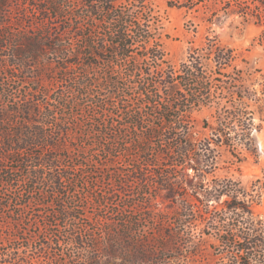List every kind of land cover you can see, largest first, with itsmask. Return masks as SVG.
I'll return each mask as SVG.
<instances>
[{"label": "trees", "instance_id": "16d2710c", "mask_svg": "<svg viewBox=\"0 0 264 264\" xmlns=\"http://www.w3.org/2000/svg\"><path fill=\"white\" fill-rule=\"evenodd\" d=\"M68 1L49 0L48 8L38 6V9L44 14L49 12L54 15L52 17L61 20L67 15L66 12L76 18L88 15L86 13L92 15L94 11L104 12L111 17V24L103 31V37L95 40L90 35L78 31L75 35V45L72 46L69 38L65 40L62 38L65 31L54 33L49 27L50 15L33 18L24 14L22 20H19L20 25L16 23L13 26L7 0H0V50L7 49L0 53V73L5 72L7 79L18 78L16 75L18 73L9 69L11 65L16 63L23 72L31 68L32 63L44 59L46 49H51L55 54L88 59L82 63L94 68L99 65L96 59L108 54L107 59L102 57L103 65L107 66L102 71L105 81L95 76L87 78V72H81L74 79L77 85L71 89L75 87L83 91L77 93L78 97L74 99L76 103L83 101L84 95L87 94L101 106H105L109 99H112L113 104L117 96L127 95L124 92L125 88L128 89L130 80L120 79L114 71V65L108 63L114 57H128L133 47L131 34L134 32L141 38L140 41L145 43H148L152 36L145 35V23L140 21L132 23L128 20L127 12L123 7L116 6L115 0H95L91 9L85 11H79L76 5H72L74 11H67L71 8ZM217 1L221 6L212 8V15H218L222 10L226 16L236 15L242 17L243 22L252 20L255 24L262 25L259 40L264 43V0ZM23 20L24 25L21 24ZM205 40L203 47L212 52L219 69L230 66L235 59L232 49L223 46L216 35L206 37ZM190 51L188 59L181 62L178 69L173 66L164 67L161 54L153 53L154 67L162 73L158 76L159 79L144 80L129 87L135 91L138 99L142 100L141 105L156 109L158 118L164 123L160 128L167 132L165 144L156 145L171 162L167 167L168 171L157 173L155 193L164 191L165 196L171 201L170 207L176 208L173 211L158 208L155 194L149 193L143 201L148 207L143 208L142 216L136 217L128 209L122 212L120 223L124 238L122 243L115 222L116 215L111 213L102 216L99 244L94 243L95 239L92 238L89 243L83 239L81 233L72 231L70 241L77 247L84 252L91 249L98 251V254H87L84 264H189L201 251L205 236H212L216 240L212 245L213 259L209 264H264V224L254 211V206L261 202L264 193V174L252 180L249 185L231 176H212L210 181H206L207 175L217 169L221 161L227 163V166L233 165L245 159L242 154L244 150L255 152L251 137L254 110L249 108V101H253L259 111H264V88L258 93L255 88L234 89L235 85L228 83V86L219 89L220 94L224 92L231 104L230 106L221 104L220 101L212 99L209 78L204 75L205 71L202 68V56L195 52V48L191 47ZM51 61L49 60L48 64H51ZM133 68L137 70L136 67ZM129 76L130 72L127 77ZM124 81L128 83L123 85ZM181 82L189 88L188 94L180 93ZM159 85H162V92ZM223 88H226V91ZM31 94L24 92L17 101H13V97L8 100V88L0 79V181L9 186L23 183L21 193H14L7 198V201L11 199L18 203L17 217L11 219L17 225L20 223L19 216L22 213L20 210L29 204L31 199L35 200L33 195L37 194L38 196H35L42 203L47 198L53 201L55 196L64 195L66 187L62 184L63 179L65 177L69 179L71 175L73 176L71 170L79 168L75 163L69 164L70 161L67 159L69 156L48 154V150L58 148L55 135L45 127V123L32 120L30 117L41 114L49 119L54 103L47 101L41 103L42 100ZM57 99L59 106L70 104L60 96ZM213 103L217 106L218 115L215 124L207 125L210 133L204 136L194 133V127L185 117L193 107ZM126 106L130 107L128 104ZM20 114L28 116L23 119V123L16 122ZM123 117L121 120H124V124L120 125L122 127L114 126L112 132L122 135L125 127L132 128L134 138L130 144L148 157L147 147L151 138L161 135L158 126L143 131L140 111L124 108ZM63 126L59 125L58 131L66 129ZM114 143L105 151L109 152L119 147L127 148L124 147L126 144L119 145L118 140ZM166 143L168 147L164 148ZM30 147L29 151H24ZM36 147L41 149L35 150ZM225 150L231 153L232 158L222 159V151ZM66 159L68 163L64 162ZM5 161L9 164L3 163ZM188 168H192L194 176L187 186ZM19 171L22 175L18 174ZM141 174L148 176L143 171ZM146 177L142 179L143 183H146ZM38 184L47 186V191L43 192L41 189L35 191ZM141 193L143 194L142 191ZM65 194L68 195V192ZM111 194L113 193L109 192L106 196ZM73 195V192L68 195L69 203L74 202L71 198ZM67 205L69 204L61 199L54 216L63 221L74 220L76 218L73 214L74 207ZM148 220L152 224V231L146 232L142 229L144 221ZM16 232L17 229L8 230L6 239L10 244L18 238ZM13 250L7 249L2 255L12 257Z\"/></svg>", "mask_w": 264, "mask_h": 264}, {"label": "rangeland", "instance_id": "374dc122", "mask_svg": "<svg viewBox=\"0 0 264 264\" xmlns=\"http://www.w3.org/2000/svg\"><path fill=\"white\" fill-rule=\"evenodd\" d=\"M49 0H7L8 9L13 19L14 25L22 20L24 14L37 17L48 18V25L55 32L65 31L62 38H69L72 46L75 45V35L78 31L90 35L92 39L98 40L103 37V31L111 24V17L104 12L94 11L92 15L86 13L83 17H74L70 13L61 19H55L53 14L39 11L38 6L48 8ZM143 1V3H141ZM69 10L74 11L72 5H76L78 10L91 9L95 0H69ZM90 3V4H89ZM115 5L123 7L127 12V19L134 22L145 23V35H151L148 42L140 41V37L131 34L133 47L128 53V57H114L108 64L114 65V71L120 79H129V87L132 84L146 80H158L162 73L156 70L155 59L152 54H161L164 67L173 66L178 69L180 63L188 59L191 53L190 48H195V52L202 56V68L204 75L209 78L212 99L220 101L221 104L230 106L231 102L227 96L220 94V89L228 86V83L235 85L234 89L240 87L256 89L260 93L264 88V43L259 40L263 26L255 24L252 20L243 22L242 17L226 16L221 10L218 15H212V8L220 7L217 0H115ZM75 8V9H76ZM77 10V11H78ZM89 12V11H88ZM43 17V18H44ZM67 18V19H66ZM113 23V22H112ZM22 25L25 24L23 20ZM58 24V25H57ZM21 25V26H22ZM57 25V26H56ZM36 27V24L33 23ZM57 27V28H56ZM80 27V28H79ZM55 28V29H54ZM216 35L220 43L232 49L235 59L227 68L219 69V64L213 59L212 52L203 47L206 37ZM65 42V41H64ZM150 49V51L148 50ZM7 49L0 50L2 51ZM149 51V52H148ZM107 59L109 55H103ZM96 59L98 67L88 66L82 62L88 59L79 58L74 55L55 54L51 49H46L44 59L32 63L31 68L20 71L19 66L13 63L9 69L17 72L18 78L7 79L5 72L0 73V79L8 88V100L13 97L17 101L21 94L32 93L43 102L52 104V116L49 119L43 115L30 117L45 123V127L55 136L58 144L56 150H48V154L66 155L72 165L77 164L79 168L72 169L73 176L63 179L65 185L64 195H57L52 201L50 198L44 202L38 201V197L33 195L23 209L20 210V223L17 225L11 219L17 217V201L8 200L12 194L23 191V183L17 186H9L0 181V264H84L87 254H98L97 250L84 252L76 244L70 241L72 231L81 233L83 239L99 244L101 239V220L105 214L116 215V226L119 230L120 243L123 242L121 234L122 212L125 209L131 210L132 215L142 216L145 206L144 198L151 193L155 194V203L158 208L173 211L176 208L170 207L171 201L165 196V192L156 194L155 186L157 173L168 171L171 162L163 155V151L157 143L165 144V132L160 126L164 125L158 118L157 111L153 107H145L140 104L137 94L133 89L125 88V96H117L112 104V99L107 100L105 106H101L90 95L85 94L83 101L76 103L74 99L78 96L77 89H71L77 85L75 77L87 72V78L97 77L105 81L102 73L107 66L103 65V59ZM51 64H48V61ZM98 60V61H97ZM72 62H76L72 63ZM107 63V62H105ZM103 65V66H102ZM133 67H136L134 69ZM82 69V70H81ZM140 70V71H139ZM214 71L225 72L215 73ZM131 73V76L127 75ZM110 75V73H107ZM10 77V75H8ZM24 78V80H22ZM21 79V80H20ZM10 84V86H9ZM161 92L162 85H159ZM188 87L183 82L179 83V91L183 95L188 94ZM226 91V88H223ZM86 93V92H85ZM106 93V92H104ZM108 94V91H107ZM106 94V95H107ZM225 95V96H223ZM58 96L66 102V106H59ZM106 99V98H105ZM127 100V102H126ZM94 101V102H93ZM128 104L130 107L126 106ZM43 108V107H41ZM124 108L132 111H140L142 117V130L158 126L160 136L153 137L148 145V157L140 149L135 148L130 142L134 138L133 129L125 127L122 135L114 134L112 129L122 127L124 124L122 117ZM249 108L254 110V125L251 131L252 142L255 152L243 151L245 159L241 162L229 165L221 161L219 167L211 174L207 175L206 181H210L212 176H231L239 179L244 184H248L257 177L264 174V111H259L253 101H249ZM218 115L215 103L209 105H198L193 107L191 112L185 117L194 127V133L200 136L208 135L210 128L207 125L216 123ZM27 115L20 114L17 123H23ZM124 118V117H123ZM126 122L129 120L125 118ZM55 123L64 125L63 131H58ZM67 130V131H66ZM132 135V139H131ZM118 140L119 145L126 144V149L113 148L106 152V148L112 147ZM168 147L167 143L164 148ZM28 148L24 151H29ZM41 148L36 147L35 150ZM150 157V158H149ZM232 155L229 151H222V159H230ZM65 163H68V160ZM3 163L9 164L8 161ZM16 166V164H13ZM227 166V167H226ZM143 171L147 177L140 172ZM188 182L192 180L194 171L187 169ZM19 175L22 173L19 171ZM146 183L142 182L145 179ZM47 191V186L36 185L34 189ZM143 192V194L141 193ZM74 193V202L67 201L68 195ZM113 193L106 196L107 193ZM38 196V195H37ZM61 199L66 201L67 206L74 207V220H60L54 216ZM72 199H70L72 201ZM7 201V202H6ZM6 204V206H4ZM254 211L264 224V193L261 202L254 206ZM104 221V220H103ZM50 223V224H47ZM143 231H152L151 222L144 221ZM17 229V237L10 244L6 239L8 230ZM216 242L214 237L205 236L201 244V251L189 262V264H209L213 259ZM7 249H14L12 257L3 256ZM121 251H123L121 249Z\"/></svg>", "mask_w": 264, "mask_h": 264}]
</instances>
